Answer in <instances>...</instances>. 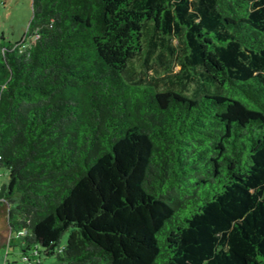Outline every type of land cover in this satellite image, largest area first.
<instances>
[{
    "label": "trees",
    "instance_id": "trees-1",
    "mask_svg": "<svg viewBox=\"0 0 264 264\" xmlns=\"http://www.w3.org/2000/svg\"><path fill=\"white\" fill-rule=\"evenodd\" d=\"M1 171L31 261L264 264V0H33Z\"/></svg>",
    "mask_w": 264,
    "mask_h": 264
},
{
    "label": "rangeland",
    "instance_id": "rangeland-1",
    "mask_svg": "<svg viewBox=\"0 0 264 264\" xmlns=\"http://www.w3.org/2000/svg\"><path fill=\"white\" fill-rule=\"evenodd\" d=\"M33 15V0H0V42L2 36H5L7 40L18 41L24 38L28 30L30 20ZM177 43V40H175ZM136 66V72L141 71V67L138 61L134 62ZM174 72L181 70L179 63L175 64ZM156 75L155 68L148 71V76L153 77ZM160 76H164L163 73H159ZM168 82V81H167ZM164 85V81L161 82ZM7 177L3 175V171L0 173V187L6 182ZM3 203H2V202ZM0 202L6 208V224L7 230L5 236L0 234V264H56V256H45L41 254V261L29 260L23 256L24 249L22 247V239L19 234L12 230L8 221V208L9 202L6 198L0 197ZM67 240V234L63 238V243Z\"/></svg>",
    "mask_w": 264,
    "mask_h": 264
},
{
    "label": "water",
    "instance_id": "water-1",
    "mask_svg": "<svg viewBox=\"0 0 264 264\" xmlns=\"http://www.w3.org/2000/svg\"><path fill=\"white\" fill-rule=\"evenodd\" d=\"M6 208L5 206L0 202V234L2 236H5L6 230H7V224H6Z\"/></svg>",
    "mask_w": 264,
    "mask_h": 264
}]
</instances>
